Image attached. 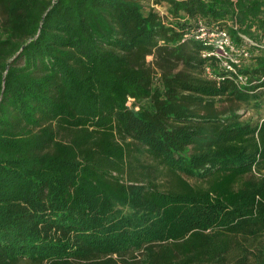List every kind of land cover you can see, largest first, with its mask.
I'll use <instances>...</instances> for the list:
<instances>
[{"label":"trees","instance_id":"1","mask_svg":"<svg viewBox=\"0 0 264 264\" xmlns=\"http://www.w3.org/2000/svg\"><path fill=\"white\" fill-rule=\"evenodd\" d=\"M149 1L0 0V264H264V0Z\"/></svg>","mask_w":264,"mask_h":264},{"label":"built area","instance_id":"2","mask_svg":"<svg viewBox=\"0 0 264 264\" xmlns=\"http://www.w3.org/2000/svg\"><path fill=\"white\" fill-rule=\"evenodd\" d=\"M190 34L208 48L202 56L214 57L219 66L226 70L234 72V66L239 67L241 61L249 56L247 50L235 46L227 31L218 25L199 24ZM206 72L209 73L208 67ZM239 79L244 80L242 77Z\"/></svg>","mask_w":264,"mask_h":264},{"label":"rangeland","instance_id":"3","mask_svg":"<svg viewBox=\"0 0 264 264\" xmlns=\"http://www.w3.org/2000/svg\"><path fill=\"white\" fill-rule=\"evenodd\" d=\"M146 6L152 7L157 12H159L161 15L165 16L167 13L168 3L166 0H150ZM145 8H148L146 7ZM150 57L147 58L148 61H150ZM260 95V101L256 104H260L256 107L255 103H249L242 104L240 107H238L234 102H230L227 99H224L222 102L218 103L219 111L221 112V115L227 114L230 110H234L236 115L243 121L251 118L254 121H261L264 119V91L259 90L257 91ZM258 108V109H257ZM139 148L134 146V151L137 153V150ZM131 171L124 174V179L127 180L128 177H131ZM190 183H194L193 179L188 180Z\"/></svg>","mask_w":264,"mask_h":264}]
</instances>
